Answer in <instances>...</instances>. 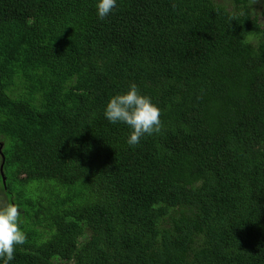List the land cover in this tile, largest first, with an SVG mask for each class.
<instances>
[{
  "label": "trees",
  "instance_id": "obj_1",
  "mask_svg": "<svg viewBox=\"0 0 264 264\" xmlns=\"http://www.w3.org/2000/svg\"><path fill=\"white\" fill-rule=\"evenodd\" d=\"M254 2L118 0L100 20L96 0H0V191L27 235L11 264H264ZM131 84L164 124L135 147L104 116Z\"/></svg>",
  "mask_w": 264,
  "mask_h": 264
},
{
  "label": "clouds",
  "instance_id": "obj_2",
  "mask_svg": "<svg viewBox=\"0 0 264 264\" xmlns=\"http://www.w3.org/2000/svg\"><path fill=\"white\" fill-rule=\"evenodd\" d=\"M117 6L118 0H96L98 19L108 18ZM161 115L162 109L136 84L129 85L123 93L111 96L104 108V116L111 124H124L130 129L126 143L131 147L138 146L145 137L162 134L164 124ZM21 216L19 205H0V264H11L17 247L27 240L21 227Z\"/></svg>",
  "mask_w": 264,
  "mask_h": 264
},
{
  "label": "rangeland",
  "instance_id": "obj_3",
  "mask_svg": "<svg viewBox=\"0 0 264 264\" xmlns=\"http://www.w3.org/2000/svg\"><path fill=\"white\" fill-rule=\"evenodd\" d=\"M230 9H233V5L228 3L227 4ZM252 13L258 15L259 20L262 24H264V15L262 14L264 11V0H255V2L251 6ZM0 189H1V182H0ZM0 205H5L7 200V196L5 195L7 191L2 190L0 191ZM9 197V196H8ZM9 202V201H8Z\"/></svg>",
  "mask_w": 264,
  "mask_h": 264
},
{
  "label": "water",
  "instance_id": "obj_4",
  "mask_svg": "<svg viewBox=\"0 0 264 264\" xmlns=\"http://www.w3.org/2000/svg\"><path fill=\"white\" fill-rule=\"evenodd\" d=\"M3 163H4V158H3ZM3 168V165L1 166V169ZM3 170V169H2Z\"/></svg>",
  "mask_w": 264,
  "mask_h": 264
}]
</instances>
